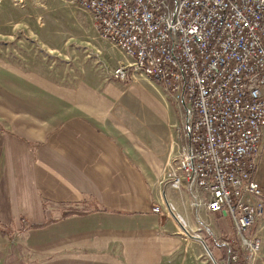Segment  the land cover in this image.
<instances>
[{
    "label": "crops",
    "instance_id": "0c3cea01",
    "mask_svg": "<svg viewBox=\"0 0 264 264\" xmlns=\"http://www.w3.org/2000/svg\"><path fill=\"white\" fill-rule=\"evenodd\" d=\"M179 148L175 110L148 79L61 85L0 57V237L40 256L31 264H161L184 249L178 223L150 210L161 193L186 232L212 221L169 186ZM253 179L264 187V134Z\"/></svg>",
    "mask_w": 264,
    "mask_h": 264
},
{
    "label": "built area",
    "instance_id": "2783aa9c",
    "mask_svg": "<svg viewBox=\"0 0 264 264\" xmlns=\"http://www.w3.org/2000/svg\"><path fill=\"white\" fill-rule=\"evenodd\" d=\"M75 1L134 69L164 82L183 106L187 144L171 187L183 183L194 206L229 215L252 252L258 239L242 234L264 203L250 178L264 127V0Z\"/></svg>",
    "mask_w": 264,
    "mask_h": 264
},
{
    "label": "rangeland",
    "instance_id": "374dc122",
    "mask_svg": "<svg viewBox=\"0 0 264 264\" xmlns=\"http://www.w3.org/2000/svg\"><path fill=\"white\" fill-rule=\"evenodd\" d=\"M0 57L21 69L40 72L61 85L72 86L85 79L122 88L129 85L135 76H140L160 86L175 110L180 140V148L163 166V170L169 174V186L172 190L182 189L188 194L189 206L197 220L201 211L212 219L207 224H199L197 231L193 232L197 234L186 232L182 216L174 212L159 193L157 200L150 206L151 212L174 219L184 230L182 234L187 241L184 249H177L161 264H238L235 255H226L229 251L227 244L232 236L239 242L238 253H244L245 264H264V203L250 229L242 234L245 237L255 234L258 239V245L248 252L240 243L229 215L208 211L203 204L194 206L192 195L184 189L183 183L178 189L171 187L174 160L187 144L183 106H178L172 100L164 82L153 79L141 69H134L130 58L109 38L100 35L97 21L75 0H23L20 4H14L12 0H0ZM119 69L122 76L117 72ZM263 134L264 127L259 139V153L250 170V178L261 188L264 187L253 179V172L261 159ZM154 205L159 206L160 212L152 211ZM178 216L183 224L177 221ZM221 234L229 239L222 241ZM215 243L226 246V251L221 250L222 255L224 252L225 255L220 259L210 252ZM39 259L40 256L35 253L21 249L13 238L8 240L0 237V264H31Z\"/></svg>",
    "mask_w": 264,
    "mask_h": 264
},
{
    "label": "trees",
    "instance_id": "16d2710c",
    "mask_svg": "<svg viewBox=\"0 0 264 264\" xmlns=\"http://www.w3.org/2000/svg\"><path fill=\"white\" fill-rule=\"evenodd\" d=\"M0 234H4L10 238V233L7 232L6 228H4V227H0ZM221 238H222V241H226L227 239H229L224 234H221ZM231 238H230V242H228V244H227V246H229V251H228V253L226 252V255H228V256L235 255L236 256L235 262H237L238 264H245L244 253H238V250H239L238 243L239 242H237L234 237L232 239ZM225 248H226V246L221 245L220 243H218L217 245H214L215 254L212 253V255L214 257H216L217 259L224 257L225 252L222 255L221 250H223V249L225 250Z\"/></svg>",
    "mask_w": 264,
    "mask_h": 264
}]
</instances>
